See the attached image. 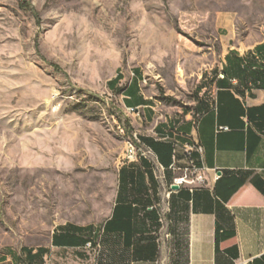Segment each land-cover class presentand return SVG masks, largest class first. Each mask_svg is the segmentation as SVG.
Segmentation results:
<instances>
[{"label":"rangeland","instance_id":"374dc122","mask_svg":"<svg viewBox=\"0 0 264 264\" xmlns=\"http://www.w3.org/2000/svg\"><path fill=\"white\" fill-rule=\"evenodd\" d=\"M261 41L264 0H0V260L50 246L68 223L100 232L121 167L140 155L154 163L170 226L164 168L138 137L197 118L229 46ZM137 70L151 107L125 104L120 89Z\"/></svg>","mask_w":264,"mask_h":264},{"label":"crops","instance_id":"0c3cea01","mask_svg":"<svg viewBox=\"0 0 264 264\" xmlns=\"http://www.w3.org/2000/svg\"><path fill=\"white\" fill-rule=\"evenodd\" d=\"M262 43L229 46L226 56L233 64L238 56L245 60L230 65L225 79L216 74L215 99L197 118L188 117L180 124L159 122L153 128L156 136L143 135L168 138L180 161L184 156L179 141L194 140L203 148L194 157L207 185L194 190L183 186L174 190L172 199L168 195L171 237L167 253L160 242L159 181L153 168V187L148 177H123L121 186L119 180L112 212L101 231L96 264H264V58L254 51ZM124 79L121 74L109 85L118 88ZM135 79L138 87L134 89L130 84ZM131 82L120 89L126 106L151 107L141 87L140 70L133 72ZM149 116L153 117L152 112ZM177 127L178 132L173 130ZM162 160L171 165L174 156ZM132 169L128 164L127 170ZM217 169L222 172L218 179ZM168 176L169 187L176 174L169 168ZM54 233L57 242L52 236L51 245L45 246L48 252L31 264H80L76 259L87 258L85 234L80 242L69 244L64 242L66 229ZM11 259L12 264H29L22 252ZM9 261L2 258L0 264Z\"/></svg>","mask_w":264,"mask_h":264},{"label":"trees","instance_id":"16d2710c","mask_svg":"<svg viewBox=\"0 0 264 264\" xmlns=\"http://www.w3.org/2000/svg\"><path fill=\"white\" fill-rule=\"evenodd\" d=\"M254 51L256 52L257 55L261 56V54H262V56L264 58V43L257 45L255 47ZM226 60H227V62L224 64V66L222 68V72L225 75V77L223 79L227 78L230 75V72H229L230 65H232V66L240 65V63L244 62L245 58L238 56L236 59L237 61L233 64L232 61L230 60V55L228 54L226 56ZM246 64H248V62ZM219 71H218V73H219ZM218 73H217V76H218ZM120 76H121V74L119 73L111 81H118L120 79ZM219 79H221V78H219ZM216 85H217V82H216ZM134 108H136V107H134ZM173 130H176L178 132L179 127L173 128ZM139 140L142 144H144L146 147H148L150 150L153 151V153L156 155L160 165L164 168L165 178L167 180H169L168 169L170 168L171 165H166L165 161H163L162 159H165V157L172 158V156H175V150H174L173 143L170 140H168V138H166L164 140L163 139L162 140H154L151 137L143 136V135L139 136ZM185 141H191L192 143H195L194 140L192 141L190 139L184 140L182 142L179 141L178 143H183ZM199 145H201V144L199 143ZM193 156H194V153H193ZM129 165L134 167V169L128 171L127 165H123L120 169V186L122 185L123 177H127V176L128 177H136V176H138L140 178L148 177L150 179L151 185L153 187L155 175H154V171H153L154 163L152 161H150L148 158L140 155L139 162H130ZM170 185L171 184H169V186ZM174 192L175 191H172V193H171V199L173 198ZM171 205L173 207V204H171ZM172 207H171V212L173 210ZM171 212H170V214H171ZM61 228L66 229V234H64V238H66V239H64L65 243L74 244V243L80 242L81 240L79 238L83 234H85L87 236V238L85 239V246H87V244L89 242H91L93 247H97V245L100 243V237H101V231L102 230L100 232H97L96 230L92 231V229L90 227L79 226V225H75V224H71V223L65 224ZM70 232H72V233H70ZM52 236H53V242H57L56 234L53 233ZM34 250H35L34 247H23L22 248V253L25 254V257H26L29 264L40 261L44 257V255L48 252V248L45 246H39L37 249V252H34Z\"/></svg>","mask_w":264,"mask_h":264},{"label":"built area","instance_id":"2783aa9c","mask_svg":"<svg viewBox=\"0 0 264 264\" xmlns=\"http://www.w3.org/2000/svg\"><path fill=\"white\" fill-rule=\"evenodd\" d=\"M222 68L218 73L219 78L225 77L224 73L222 72ZM134 109H136V108H134ZM220 129H228V128L227 127H221ZM138 140H139V137H138ZM177 144L181 145V147L184 149V152L186 154L185 163L187 166L182 168L181 166L177 165L178 158H177V153L175 150L174 161L171 164L170 169H172L174 172H176L177 170H184V174L182 176H175L173 184L179 185L180 188L183 186H188L191 190H194L197 187H202V186L207 185V178L204 174L203 168H201L198 165L196 158H194V156H193V153L195 151H200L203 149L202 146L199 145V143H197V142L192 143L191 141H185L183 143H177ZM129 152L131 154V158H133V156L135 154H132V144H131V149ZM221 174H222L221 170H218V169L215 170V178L216 179H218L221 176ZM172 185L169 186L168 195H170L172 193V191H174L172 189ZM160 222H161L160 242L162 243L163 246H165L171 237L170 228H169L170 226H169V224H166L164 222L162 216L160 217ZM97 246H100V245L98 244ZM86 247L92 248V249L96 248V247L92 246L91 242H89Z\"/></svg>","mask_w":264,"mask_h":264},{"label":"water","instance_id":"95a60500","mask_svg":"<svg viewBox=\"0 0 264 264\" xmlns=\"http://www.w3.org/2000/svg\"><path fill=\"white\" fill-rule=\"evenodd\" d=\"M179 188H180L179 185H176V184H173V185H172V189H173V190H178Z\"/></svg>","mask_w":264,"mask_h":264},{"label":"bare ground","instance_id":"6f19581e","mask_svg":"<svg viewBox=\"0 0 264 264\" xmlns=\"http://www.w3.org/2000/svg\"><path fill=\"white\" fill-rule=\"evenodd\" d=\"M132 148H134L133 146H132ZM134 152V149L132 150V153Z\"/></svg>","mask_w":264,"mask_h":264}]
</instances>
